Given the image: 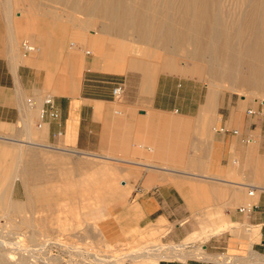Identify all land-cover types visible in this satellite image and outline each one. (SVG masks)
<instances>
[{
    "label": "crops",
    "instance_id": "crops-1",
    "mask_svg": "<svg viewBox=\"0 0 264 264\" xmlns=\"http://www.w3.org/2000/svg\"><path fill=\"white\" fill-rule=\"evenodd\" d=\"M23 3V11L10 15L0 1V125L23 124L24 130L18 139L8 127L0 129L3 212H27L34 197L40 208L52 206L34 186H29L31 203L10 200L19 179H34L30 160L18 168L20 146L26 161L29 148L62 150L105 160V201L112 206L107 213L113 228L168 227L165 240L179 243L168 247L171 251L197 255L168 258L158 249L142 259L145 264H264V121H236L240 104L213 98L200 81L157 74L156 64L126 74L103 71L95 54L83 57L86 36L75 39L66 28L65 7L51 0ZM48 9L56 16L51 22ZM24 42L37 50L25 52ZM107 76L121 78L120 99L104 85ZM49 98L58 117L41 119ZM109 167L121 175L116 195L108 191ZM75 188L66 186L64 194L75 196L89 187ZM68 205L75 203L58 209ZM42 223L47 231L49 221ZM134 254L127 259L139 260Z\"/></svg>",
    "mask_w": 264,
    "mask_h": 264
},
{
    "label": "rangeland",
    "instance_id": "rangeland-1",
    "mask_svg": "<svg viewBox=\"0 0 264 264\" xmlns=\"http://www.w3.org/2000/svg\"><path fill=\"white\" fill-rule=\"evenodd\" d=\"M4 1L5 9L7 6L9 8L10 0ZM12 1L13 9L10 15L15 11L24 10V3L21 7L24 0ZM51 1L65 7L66 28L72 29L74 36L83 34L86 37L101 39L107 45L104 52L109 53V59L115 58L122 67L115 71L110 70L104 58L96 55L101 70L126 74L128 71L138 70L139 66L156 64L160 69L157 74H175L184 79L200 81L204 85V91H210L213 98L217 95L225 103L230 101L233 106L240 104L243 111L242 115L235 116L236 121L241 117L264 121V56L256 55L260 49L264 52V22L262 19L248 17V13L255 10L264 12V0H115L130 6L131 10L124 14L122 11L110 13L96 11L93 0ZM48 10L51 22L56 16L52 9ZM122 17L143 21L145 19V27L154 36L148 38L141 35L139 28L120 21ZM196 17L203 21L204 25L192 27V40L166 42L158 37L160 19L166 25L181 29L177 18L186 19L187 26L190 27ZM87 30L91 31L92 36H89ZM139 35L141 37H138ZM114 49L118 51L117 55L112 53ZM85 50H87L85 54L92 53L88 48ZM107 77V83L104 84L107 87L112 88L115 83H123L120 77ZM254 83H257L258 87L253 90ZM248 110H255L256 114L249 115ZM1 127H8L10 133L18 139H21L24 133L23 124L0 125V129ZM33 129L38 132L37 126H33ZM24 150L20 146L16 152L22 154L19 156L18 168L25 169L26 162L30 160L35 172L34 179L30 182L19 179L10 200L24 205L31 203L34 196L29 186H34L42 188L45 192L44 201L52 202V206L40 208L41 204H37L34 197L35 205L24 213L5 214L0 207V234L5 241H20L25 247L34 248L39 247L41 243L46 244L48 250L50 249L49 256L55 258L52 261L54 264H90L70 253L76 249L98 254L105 259L104 264H113L112 260L118 258L114 264L125 262L145 264L142 259L150 257L151 251L158 249H162L159 252L162 251L161 253L168 258L185 259L187 255L197 256L186 254L184 250L171 251L168 247L179 243L165 240L168 227L124 232L110 225L112 215L109 217L107 208L111 209L112 206L109 207L105 201L107 182L105 160L35 147L27 150L26 161ZM32 154L33 156H29ZM5 159L12 166V157ZM109 168L108 178L110 176L111 181L108 191H114L116 195L121 192L119 181L121 175L112 173L111 167ZM112 176L115 178L113 181ZM68 185H75L77 192L80 185L89 188L86 192L80 190L81 194L69 197L64 194ZM69 202H74L75 206L68 205L65 210L58 209V206ZM44 220L49 221L47 231L42 227ZM13 225H18V229ZM55 243L64 246L58 247ZM134 253L135 258L139 260L127 259L134 257Z\"/></svg>",
    "mask_w": 264,
    "mask_h": 264
},
{
    "label": "bare ground",
    "instance_id": "bare-ground-1",
    "mask_svg": "<svg viewBox=\"0 0 264 264\" xmlns=\"http://www.w3.org/2000/svg\"><path fill=\"white\" fill-rule=\"evenodd\" d=\"M9 8H8V12L11 13V10L13 9V1L10 0V3L8 4ZM93 7L94 10L96 11H101V12H105V13H110V12H121L122 14H124L125 12H127L128 10H131L130 6H126L120 2H117L115 0H93ZM248 17L251 19H262V21L264 22V12H258V11H253L250 14L248 13ZM125 18V19H124ZM194 19V18H193ZM120 21L130 25H133L134 27L139 28V31H141V35L148 37V38H152L154 35L151 33V31H149L145 26V19L143 21V19H133L130 17H122V19H120ZM176 21H180V25L182 26L181 29L179 27V29L176 27H173L171 25H166L162 19L159 20L158 22V26H159V34L158 37L160 38V40L162 41H171V40H192V34L191 31L192 27H198L199 25H204L203 21L199 20L198 17H196L193 22L191 23V26H187V21L186 19L184 20V18H177ZM189 32V33H188ZM141 35H139L138 37H141ZM78 37L77 35H75V38ZM29 43V42H28ZM197 43V42H196ZM29 45L34 47V51L35 52L37 50V48L30 44ZM82 55L84 57L85 52H87V50L85 49H90L91 52L95 55H100L104 58L106 65L108 66V69L110 70H118L120 67V65L118 64L117 60L114 59H109V53H105L104 49L107 48V45L104 44V42L95 37L93 39V41L89 38H83V43H82ZM80 51V52H81ZM263 53V54H260ZM114 55L118 54L117 50H113L112 52ZM257 56H264V52L262 51V49L258 50V53L256 54ZM255 87H258L257 83H254L253 85V90ZM14 226V225H13ZM12 226V227H13ZM18 226V225H17ZM17 226H14L15 229H18ZM1 235V234H0ZM4 235V234H3ZM34 239V238H33ZM23 243V242H22ZM55 245H60V243H55ZM62 245V244H61ZM60 245V247H61ZM64 246V245H62ZM9 247V248H7ZM63 249V248H62ZM162 250V249H160ZM149 252V251H148ZM152 252V251H151ZM50 253V249L48 250V245L46 246V244H42L39 247L34 248V246L32 247H25L24 245H22L20 243V241H10L7 242L4 240L3 236H0V264H54L52 261H54L55 258H52L51 256H49ZM71 254L77 255L78 257L81 258V260L83 261H88L90 264H102L104 262L105 259L101 258L98 254L89 252V251H83V250H75V251H70ZM154 253V252H153ZM154 255H156L154 253ZM76 258V257H75ZM119 259V258H118ZM118 259L112 260V263H116L118 261ZM57 263L59 262V260H56ZM84 263V262H83ZM104 264V263H103Z\"/></svg>",
    "mask_w": 264,
    "mask_h": 264
},
{
    "label": "built area",
    "instance_id": "built-area-1",
    "mask_svg": "<svg viewBox=\"0 0 264 264\" xmlns=\"http://www.w3.org/2000/svg\"><path fill=\"white\" fill-rule=\"evenodd\" d=\"M23 49L27 53H31V52L34 51V47L29 45L28 42H24L23 43ZM123 93H124V85H123V83H115V85H114V87L112 88V91H111L112 97L114 99H119V98H121L123 96ZM45 105L47 106V108L40 113V118L43 119L45 116H49L52 119H56L58 117V113H57V111H56V109L54 107L53 101L50 98L46 99L45 100ZM247 113L249 115L256 114L255 110H248ZM38 127H40V125H38ZM234 133L236 134L237 132L234 131ZM59 135H61V134L59 133Z\"/></svg>",
    "mask_w": 264,
    "mask_h": 264
}]
</instances>
